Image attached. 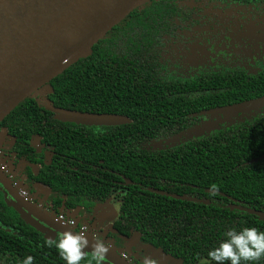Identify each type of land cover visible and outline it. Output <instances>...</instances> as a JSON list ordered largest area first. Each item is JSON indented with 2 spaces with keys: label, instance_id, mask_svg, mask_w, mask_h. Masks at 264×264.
I'll return each mask as SVG.
<instances>
[{
  "label": "flooded vegetation",
  "instance_id": "1",
  "mask_svg": "<svg viewBox=\"0 0 264 264\" xmlns=\"http://www.w3.org/2000/svg\"><path fill=\"white\" fill-rule=\"evenodd\" d=\"M136 10L144 12L137 40L145 75L162 85L126 88L127 96L108 88L113 95L104 98L114 101L104 111L83 112L118 115L123 121L75 123L113 129L112 155L126 168L110 169L104 195L93 192L76 201L68 197L71 188L58 192L49 183L86 178L83 166L73 165L68 151L53 165L56 151L38 134L25 143L31 152L20 153L14 136L0 124V264H68L67 248L54 260L58 242L70 244L81 264H246L218 262L234 251L221 247L223 243L251 242H245L250 226L245 223L241 230L243 216L228 213L246 211L240 208L244 202L209 185L208 165L215 155H231L213 151L215 138L264 141V105L235 108L264 95V0H149ZM118 26L109 31V39L126 25ZM197 80L203 85H194ZM123 98L130 102H121ZM95 135L88 138H101ZM134 142L143 149H122ZM133 156L141 157L139 168L128 160ZM41 164L50 166L48 181ZM11 196L55 225L90 238L116 260L76 246L62 232L25 214ZM12 212L49 242L43 252L34 247V261L22 258L20 229L6 225ZM123 215L129 219L126 228L118 225Z\"/></svg>",
  "mask_w": 264,
  "mask_h": 264
},
{
  "label": "trees",
  "instance_id": "2",
  "mask_svg": "<svg viewBox=\"0 0 264 264\" xmlns=\"http://www.w3.org/2000/svg\"><path fill=\"white\" fill-rule=\"evenodd\" d=\"M136 9L119 22H125L126 26L118 30L115 37L109 39L108 32L93 45L89 54L79 58L62 73L52 78L48 82L51 88L50 92L42 95L40 89L38 93L43 99L32 95L25 98L0 123L6 125L8 131L14 136L16 150L20 153L31 152V148L27 147L25 143H28L32 134H38L44 143L52 146L56 151L53 165H56L57 161L64 157L65 151L73 155L71 157L73 158L72 164L77 167L83 166L82 174L86 178H75L74 182L56 178L49 184L60 193L71 188V194H68V197L76 201L82 200L84 197L88 198L93 192L104 195L109 190L110 169L122 170L126 168V163L116 162V157L112 155L115 142L111 139L113 134L111 127L83 126L55 119L52 115L53 112L46 109L43 103L47 98L53 106L59 108L81 112L104 111V107L114 101L104 98L113 95L106 90L108 88H112L117 96H127L130 92L125 90L126 88L162 85L159 80L145 75L144 63L140 56L141 39L139 43L137 40V33L140 32L139 25L145 22L143 20L144 12L138 13ZM132 12L134 15L130 16ZM118 24L114 26L115 29H119ZM194 85L203 84L197 80ZM100 96L101 100H95ZM121 102L128 103L130 100L123 98ZM91 134H96L95 137L101 138L91 140L88 138ZM84 135L88 136L84 137ZM212 147L214 152H230L231 155H215L212 158V162L208 165V171L212 173V181L209 185L216 192L219 191L224 195L243 201L245 207L240 208L244 210L249 208L264 212V141L236 139L221 142L215 138ZM122 149L138 151L143 148L139 143L134 142L130 146L129 144L127 147L123 146ZM131 158L128 160L132 161L133 168H139L138 161L141 157L133 156ZM120 159L122 160L123 157ZM47 169H50V166L41 164V173L44 179L48 174ZM45 180L48 181V179ZM76 188L83 190L80 193ZM221 197L226 198V196ZM124 209L125 207L122 208V210ZM227 210L225 208V211ZM228 213L243 216L238 225L241 230L245 223L250 226L245 229V242L248 240L251 242L246 244L243 240V245L240 242H237L236 245L223 243L221 247H232L234 251L224 259L223 256L220 257L218 262L264 264V218H259L258 215L248 211L228 210ZM249 219L250 221H248ZM6 222L7 227L13 230L20 229L23 259L29 262L30 260L34 261L36 258L34 247L40 248V251L43 252L49 246V242L39 232L31 228L32 226L30 227L28 223L19 219L15 212L6 218ZM128 223L129 219L123 215L120 217L118 225L121 228H126ZM134 223L141 229L138 223ZM6 237L13 241L14 236L11 233H6ZM244 245L245 247H243ZM66 248L68 249L66 257L68 264H81V261L75 256L72 246L61 242L55 245L54 260H60V254H63L62 249ZM237 248L245 249L238 251ZM54 264H58V262H54Z\"/></svg>",
  "mask_w": 264,
  "mask_h": 264
},
{
  "label": "water",
  "instance_id": "3",
  "mask_svg": "<svg viewBox=\"0 0 264 264\" xmlns=\"http://www.w3.org/2000/svg\"><path fill=\"white\" fill-rule=\"evenodd\" d=\"M149 0H0V122L25 98L41 89L51 91L48 82L79 58L135 8ZM264 105V95L235 108ZM43 106L61 121L83 124H112L118 115L88 113L55 107L45 98ZM6 188L9 185L1 181ZM12 197V196H11ZM15 199H14V198ZM12 198L22 211L62 232L70 242L107 260L110 252L92 241L55 225L24 200ZM264 218V212L246 208ZM115 264H125L122 261Z\"/></svg>",
  "mask_w": 264,
  "mask_h": 264
},
{
  "label": "rangeland",
  "instance_id": "4",
  "mask_svg": "<svg viewBox=\"0 0 264 264\" xmlns=\"http://www.w3.org/2000/svg\"><path fill=\"white\" fill-rule=\"evenodd\" d=\"M42 95H43V93H41ZM32 96L34 97H38V98H41L40 96H39V93H38V91H36L35 93H33L32 94ZM41 99H43V98H41ZM26 218H27V220H29V218L26 216ZM35 225V224H34Z\"/></svg>",
  "mask_w": 264,
  "mask_h": 264
}]
</instances>
